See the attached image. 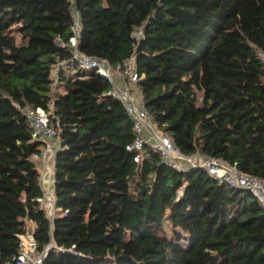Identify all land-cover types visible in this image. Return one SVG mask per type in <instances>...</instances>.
<instances>
[{"label": "trees", "instance_id": "16d2710c", "mask_svg": "<svg viewBox=\"0 0 264 264\" xmlns=\"http://www.w3.org/2000/svg\"><path fill=\"white\" fill-rule=\"evenodd\" d=\"M75 7L83 53L115 66L137 50L146 108L183 154L264 179V0ZM73 16L72 0H0V264L13 262L29 223L38 253L61 248L44 264H264V209L251 193L203 169L178 172L150 147L135 162L133 123L102 76L62 71L54 87ZM26 107L51 110L60 132L53 226Z\"/></svg>", "mask_w": 264, "mask_h": 264}, {"label": "built area", "instance_id": "2783aa9c", "mask_svg": "<svg viewBox=\"0 0 264 264\" xmlns=\"http://www.w3.org/2000/svg\"><path fill=\"white\" fill-rule=\"evenodd\" d=\"M77 1L72 0L74 15L71 27L72 36L67 42L61 39L57 41L58 45L69 50L71 55L70 58L57 63L54 73V87L58 85L60 73L71 68L102 76L111 84L108 95L123 105L127 116L133 123L136 137L127 150L135 154V162L141 163L148 156L146 148L150 147L160 153L162 163L170 168L183 174H188L196 169H203L219 184L248 191L264 209V179L243 173L236 164H231L225 160L206 157L201 153L191 156L185 155L176 146L172 138L159 128L148 112L143 99L139 84L142 76L137 67V50L123 63L115 66L105 59L89 56L81 51L82 28L79 13L75 7ZM133 37L138 41L142 40L144 38L143 27L136 29ZM260 58L264 63V53H260ZM22 113L33 127V140L43 144L41 154L36 156V159L41 162L40 184L43 190L41 202L51 226H53L58 213L55 167L57 152L62 150L60 132L51 124V110L49 111L43 107H26L22 110ZM19 238L17 255L14 257L13 262L7 264H44L51 248L61 251V248H58L52 241L43 253H38L37 241L30 231L19 235Z\"/></svg>", "mask_w": 264, "mask_h": 264}, {"label": "rangeland", "instance_id": "374dc122", "mask_svg": "<svg viewBox=\"0 0 264 264\" xmlns=\"http://www.w3.org/2000/svg\"><path fill=\"white\" fill-rule=\"evenodd\" d=\"M18 41L20 42L21 41V39H19V37H18ZM56 86V85H55ZM57 86H59V85H57ZM59 89H62L61 88V86H59L58 87ZM28 230L31 232V233H33L34 231H35V227H34V224L33 223H29L28 224ZM168 234L169 235H171L172 234V230H171V228L169 227V225H168ZM30 236V235H29ZM187 236H186V238L181 242V243H183L185 246H186V244H188V242H186L187 241Z\"/></svg>", "mask_w": 264, "mask_h": 264}, {"label": "crops", "instance_id": "0c3cea01", "mask_svg": "<svg viewBox=\"0 0 264 264\" xmlns=\"http://www.w3.org/2000/svg\"><path fill=\"white\" fill-rule=\"evenodd\" d=\"M79 71L77 70V69H73V68H71V69H69V70H67L66 71V76L68 77V78H70V77H73L75 74H77ZM59 87V86H58Z\"/></svg>", "mask_w": 264, "mask_h": 264}]
</instances>
